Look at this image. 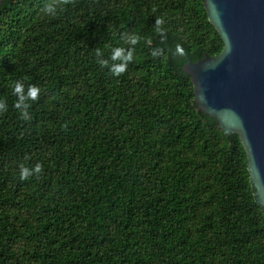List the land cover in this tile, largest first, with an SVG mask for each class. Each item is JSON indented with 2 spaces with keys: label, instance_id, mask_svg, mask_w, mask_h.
Wrapping results in <instances>:
<instances>
[{
  "label": "trees",
  "instance_id": "obj_1",
  "mask_svg": "<svg viewBox=\"0 0 264 264\" xmlns=\"http://www.w3.org/2000/svg\"><path fill=\"white\" fill-rule=\"evenodd\" d=\"M223 47L203 0H4L0 264H264L246 150L183 69Z\"/></svg>",
  "mask_w": 264,
  "mask_h": 264
},
{
  "label": "water",
  "instance_id": "obj_2",
  "mask_svg": "<svg viewBox=\"0 0 264 264\" xmlns=\"http://www.w3.org/2000/svg\"><path fill=\"white\" fill-rule=\"evenodd\" d=\"M203 1L224 47L183 69L194 86L195 107L217 119L227 135H239L264 211V0Z\"/></svg>",
  "mask_w": 264,
  "mask_h": 264
},
{
  "label": "clouds",
  "instance_id": "obj_3",
  "mask_svg": "<svg viewBox=\"0 0 264 264\" xmlns=\"http://www.w3.org/2000/svg\"><path fill=\"white\" fill-rule=\"evenodd\" d=\"M155 24L157 26V30L162 32L163 29L159 27L162 24V21L159 18H157ZM138 41H139V38L133 40L132 43L136 44ZM133 52L134 50L126 54L123 47H114L111 49V56H110L111 60L121 61L120 64H116L112 66L111 73L113 75L119 76L126 71L128 63L132 62L133 60ZM106 63L107 62L105 61L104 64ZM39 91L40 90L37 86L29 85L27 89V94L25 95L24 84L21 81H16L14 83L13 95L17 97L15 101V107L21 112L22 119H30V117L28 116V113L26 111H23V108L30 107V105L25 104V101L37 100ZM19 168H20V179L26 180L30 176H32L33 173H35L36 175H39L42 170V165L37 164L34 169H29L28 167H25L24 164H21Z\"/></svg>",
  "mask_w": 264,
  "mask_h": 264
}]
</instances>
